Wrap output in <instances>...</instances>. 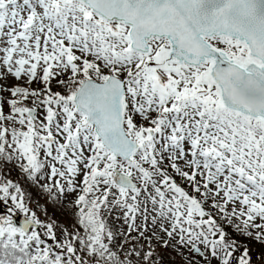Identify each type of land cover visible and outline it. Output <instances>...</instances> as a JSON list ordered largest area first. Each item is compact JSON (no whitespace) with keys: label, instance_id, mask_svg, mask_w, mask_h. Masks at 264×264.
<instances>
[{"label":"snow or ice","instance_id":"snow-or-ice-1","mask_svg":"<svg viewBox=\"0 0 264 264\" xmlns=\"http://www.w3.org/2000/svg\"><path fill=\"white\" fill-rule=\"evenodd\" d=\"M0 202V264H264V0H0Z\"/></svg>","mask_w":264,"mask_h":264},{"label":"rangeland","instance_id":"rangeland-1","mask_svg":"<svg viewBox=\"0 0 264 264\" xmlns=\"http://www.w3.org/2000/svg\"><path fill=\"white\" fill-rule=\"evenodd\" d=\"M39 111H43V110H39ZM42 118V117H41ZM11 166H13L15 169H16V172L17 173H20V177H18V178H13L12 180L13 181H16V182H19L20 183V185H21V187H22V189L24 190V192H25V198H26V201L29 203V206L34 210V208L36 209V206H34L33 205V203H35L34 201L35 200H37V199H41V200H43L44 202H46L47 201V199H46V195L38 188V187H36V186H33L32 184H31V182L30 181H27L24 177H23V175H22V173L20 172V170H19V168L18 167H16L15 165H11ZM44 196V197H43ZM6 206L2 203V202H0V214H3V213H5L6 212ZM23 215V214H21V213H17L16 214V216L17 215ZM37 214L40 216V218H42L41 216L43 215L42 213H39L38 211H37ZM44 219V218H43Z\"/></svg>","mask_w":264,"mask_h":264},{"label":"trees","instance_id":"trees-1","mask_svg":"<svg viewBox=\"0 0 264 264\" xmlns=\"http://www.w3.org/2000/svg\"><path fill=\"white\" fill-rule=\"evenodd\" d=\"M3 171H4V174L7 175V177L9 179L20 177V173H17L16 169L13 166H11V165L6 167ZM34 202L35 203H33V205L36 206V209L34 208V211H36V212L38 211L39 213L43 214L41 208L37 207V202H38L41 206L47 208L49 216H52L54 219H56L60 223H65L66 222V214H63L61 212L56 211L48 200L46 202H44L41 199H37ZM41 217H42L41 218L42 220H47L48 219V217L45 216L44 214Z\"/></svg>","mask_w":264,"mask_h":264},{"label":"water","instance_id":"water-1","mask_svg":"<svg viewBox=\"0 0 264 264\" xmlns=\"http://www.w3.org/2000/svg\"><path fill=\"white\" fill-rule=\"evenodd\" d=\"M23 218H24V217L17 216V217H15L14 219H15V221H16L17 223H20V222L23 220Z\"/></svg>","mask_w":264,"mask_h":264}]
</instances>
